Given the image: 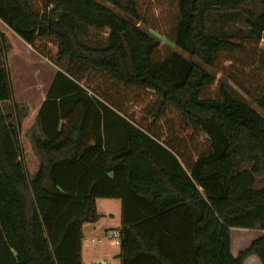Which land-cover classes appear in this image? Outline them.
Returning <instances> with one entry per match:
<instances>
[{"label":"trees","instance_id":"1","mask_svg":"<svg viewBox=\"0 0 264 264\" xmlns=\"http://www.w3.org/2000/svg\"><path fill=\"white\" fill-rule=\"evenodd\" d=\"M102 1L0 0V22L58 70L31 177L19 104L1 109L14 93L0 32V264H83L98 200L121 201V264H264V235L231 252V229L264 233V118L201 67L264 112V0L260 15L252 0H175L158 30L196 62L157 55L136 0ZM229 12L245 15L238 38L209 28Z\"/></svg>","mask_w":264,"mask_h":264},{"label":"rangeland","instance_id":"2","mask_svg":"<svg viewBox=\"0 0 264 264\" xmlns=\"http://www.w3.org/2000/svg\"><path fill=\"white\" fill-rule=\"evenodd\" d=\"M95 1L106 7H109L102 0ZM136 1L144 19V23L140 24L139 26L141 29L148 32L152 37L160 42V48L157 51V55L159 57H165L172 52H176L182 57L196 62L187 53L177 48L174 43L165 36V34L158 30V27H162L161 24H163L167 15L174 12L172 5L175 0ZM249 7H251L257 14H259V12H263L262 2L258 3V0H254L253 4H251ZM111 10L123 16L117 10L113 8H111ZM1 27L2 26L0 24V31ZM3 28L4 27H2V29ZM209 28L211 31L214 29L213 17H210ZM209 34L216 36L215 33L209 32ZM6 45L8 47L6 65L10 71L14 96L12 102L1 104L2 112L4 114H8L11 110H13L15 104H19L20 117H24L22 120L26 121V124L28 123L29 126L36 125V120L33 119L32 115L39 108L44 98H46L47 92L58 70L53 64L36 54L29 47V45L23 42L11 30H9V37H6ZM201 67L210 74L214 75L217 82H228L230 86L237 92V94L243 98L251 108H253L264 118L263 110L260 109L245 94H243V92L232 82H230V80L224 74H221L214 69L203 65H201ZM226 67H230V63H228ZM142 98L144 100L146 97L143 95ZM141 105V101H138L137 103L128 104L127 109L131 113L139 115ZM30 135L29 137L27 136L28 142L25 143V146L32 152L34 151V146ZM263 187L264 174L256 177L255 189L259 190ZM98 210L101 214H113V217H105L102 223L112 227L117 225L120 212H117L114 206H102L100 202V204H98ZM260 236L261 233L259 230L249 231L242 229H231L232 253L236 254L235 257H237L240 252L248 249L251 243ZM91 240H94L95 242L101 240L102 243L93 244L91 243ZM82 254L83 264H98L101 261H104L107 264H121L119 260L120 245L116 239H113L106 234L100 237L92 238L85 235ZM254 259H256V256L249 257L245 264H254Z\"/></svg>","mask_w":264,"mask_h":264},{"label":"crops","instance_id":"3","mask_svg":"<svg viewBox=\"0 0 264 264\" xmlns=\"http://www.w3.org/2000/svg\"><path fill=\"white\" fill-rule=\"evenodd\" d=\"M253 2H254V0L250 1L249 3H247L244 6V8L247 10H250L255 15H260L261 12H259V14H257L253 11V9L251 7H249V6H251V4H253ZM261 2H262V0H258V3H261ZM212 17H213L214 29L216 28L219 33L226 34L228 36H236L238 38L239 36H241L242 32L247 31V28L245 27V15L241 12H229L227 14H223V13L216 14L215 13V14H213ZM0 24L2 27H4L3 29L1 27L0 32L5 37H9V29L4 24H2V22H0ZM259 48L264 49V34H263V39L261 40V42L259 44ZM45 99L46 98H44L43 102L45 101ZM42 103H41V105H42ZM41 105L35 111V113H33V115H32L33 119H35V120L37 118L38 111H39ZM23 118L24 117H20V127H19L20 139H21V143L23 146V150H24L23 160H24L28 174L31 177H34L36 175V173L38 172V169L40 166V160H39V157L37 155L35 148H34V151L31 152L30 149L26 148L25 143L28 142L27 136L29 137V135L32 133L30 135V137L32 138V135L34 133H37L39 131V129L37 128L36 125L29 126L28 123L26 124V121L22 120ZM100 202H101L102 206L103 205L114 206V208L117 210V212L118 211L120 212L119 219H118L116 226L112 227V226H109V225L102 223L105 217H107V216L113 217V214H111V213L101 214L98 210V204H100ZM121 208H122V204H121V201H119V200H98L97 201V211H98L99 215L101 216V219L96 224H86L83 226L84 237H85V235H87L91 238L92 237H100V236H103L105 234L108 235L109 237H111L114 232L120 233V230H121ZM260 233H261V236L264 235L263 232L260 231ZM231 252H232V245H231ZM233 255L236 256V254H233ZM119 260H120V258H119ZM120 262H121V260H120ZM245 262H244V264H245ZM254 264H261V262L257 258V256H256V259H254Z\"/></svg>","mask_w":264,"mask_h":264},{"label":"built area","instance_id":"4","mask_svg":"<svg viewBox=\"0 0 264 264\" xmlns=\"http://www.w3.org/2000/svg\"><path fill=\"white\" fill-rule=\"evenodd\" d=\"M113 239H116L117 241H118V244H120V236H119V233H117V232H114L113 234H112V236H111ZM91 243H99V244H101L102 243V241L101 240H99V241H97V242H95L94 240H91ZM98 264H107L106 262H104V261H101V262H99Z\"/></svg>","mask_w":264,"mask_h":264}]
</instances>
